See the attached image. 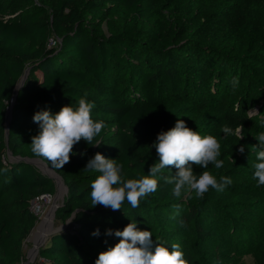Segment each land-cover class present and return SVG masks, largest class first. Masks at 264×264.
Masks as SVG:
<instances>
[{
    "label": "trees",
    "instance_id": "1",
    "mask_svg": "<svg viewBox=\"0 0 264 264\" xmlns=\"http://www.w3.org/2000/svg\"><path fill=\"white\" fill-rule=\"evenodd\" d=\"M202 1L186 0L189 11L202 13ZM204 1H209L210 13L196 14L187 34L177 37L158 13L144 31L137 26L135 21L145 15L143 0H0V7L8 10L0 16V125L17 82L29 68L11 109L8 144L0 134V264L20 261L22 241L36 220L29 209L31 199L37 191L54 190L52 179L33 164L6 156L8 148L13 156L36 157L30 143L40 131L33 121L37 111L56 113L65 105L77 107L80 98L94 104L91 118L116 124L120 148L103 147L102 130L94 139L98 146L83 140L77 151L88 160L97 152L114 159L127 180L149 175V166L158 163L152 145L158 133L175 126L169 118L173 92L189 94L197 86L194 92L200 97L205 90L208 94L243 90L237 99L241 110L260 102L252 98L256 91L264 97V44L236 54L237 33L226 27L233 8L245 1L256 7L259 0ZM118 12L131 20L125 29L113 24ZM49 37L55 40L51 46ZM260 106L264 108L263 103ZM255 129L264 133V115ZM40 158L67 188L55 217L73 225L53 233L39 249V256L54 264H95L99 253L120 239L105 235L106 229L122 230L133 220L138 229L152 232L153 248L160 243L171 250L173 243L178 244L188 264H206L199 248L215 250L233 244L232 240H245L244 228L221 208L227 205L220 199L205 195L193 201L173 195L174 184L163 177L174 176L175 167L156 174L157 191L142 197L137 208L125 200L120 210L113 211L91 206L90 185L100 173L85 168L79 157H70L62 169ZM194 175L199 177L195 171ZM223 192L247 194L249 201L242 203L248 205L261 197L238 183L225 186ZM97 228L100 235L93 236ZM229 229L238 233L226 235ZM215 233L224 244H219Z\"/></svg>",
    "mask_w": 264,
    "mask_h": 264
},
{
    "label": "rangeland",
    "instance_id": "2",
    "mask_svg": "<svg viewBox=\"0 0 264 264\" xmlns=\"http://www.w3.org/2000/svg\"><path fill=\"white\" fill-rule=\"evenodd\" d=\"M167 2L168 0H143L142 5L145 15L144 17L140 16L139 19L135 21L137 26L144 31L145 28L143 26H149V24L153 22L155 13H158L166 22L167 28L170 29L171 34L173 33L174 36L179 37L187 34L192 23L195 22L196 14H203V16H205L209 14L212 9L211 5L208 4L209 1L204 0L200 6L202 13H200L199 9L197 12L191 13L186 4V0L171 1V6L170 2ZM255 4L256 7H253L250 2L247 3V1H245L243 6L233 8L231 10V15L227 18L226 27H231L232 30H235L237 33V44L235 45L236 54L243 53L244 51L246 52L254 45L264 44V0H259V2ZM6 12H8L7 8L3 6L0 7V16L6 15ZM112 21L117 29H125L129 26L131 20L127 15L118 12L112 17ZM104 29L106 30L105 24ZM188 75L191 76L192 73ZM201 77L203 78L204 75H201ZM222 86L224 87V85ZM197 90V86H195L194 91L196 93L198 92ZM194 91L191 89L189 94L187 91L173 92L174 95L170 96V99L174 100L173 105H171L169 109L170 121L175 125L178 119L183 120L187 127L197 131L201 136H214L221 146L218 159L223 161V167L216 169L215 166L210 163L207 169H203L198 165L192 164L193 171H195L198 176L202 174L203 171H209L212 175L216 176L218 182L221 176L227 177V175H229L232 183L243 184L244 186L253 188L261 194V197H258L253 205H248L242 203L249 201L247 194H229L210 188L204 196L208 195L212 196L214 199H220L221 202L227 205L221 206V208L223 207L228 215L231 213V219L235 221L238 226L244 228L245 231L243 236L245 240H232L234 242L233 244L227 246L221 245L215 250L210 249L209 246L208 248H199L198 253L206 264H212L213 260H216L218 264H264V185L258 186L257 180L254 179V166L260 162L257 159V152L261 150L259 141L256 138L261 132L260 130H256L255 127H257L258 119L264 115V108L262 109L260 106V104H264V97H262L261 92L256 91L254 95H252V98L260 102L255 105H244L241 110L237 103V99L243 90L229 89L226 92L224 91L217 94H208L209 92L205 90L200 97ZM194 94L196 95L194 96ZM209 95L212 96L209 97ZM104 125L105 127L103 128V133L99 140L102 142L103 147L118 151L120 146L116 124L113 123L112 120L107 119L104 121ZM224 126L232 128L233 134L225 135L222 132ZM240 128H242L240 135H243L241 139L240 135L235 134L236 130ZM8 130L9 126L4 120L3 124L0 125V134L3 135L6 144H8ZM82 141L83 139L73 146V153L70 154V157H79L82 164L86 165L88 159L84 156H80L77 151ZM241 145L244 146L243 153L238 150ZM6 156L10 159H12L13 156L8 148L6 150ZM233 160L235 163H233ZM42 161L45 162L44 160ZM34 166L41 171L39 166ZM47 166L50 167L49 165ZM84 171L86 173L88 172V170L85 169ZM51 179L54 184L53 192L51 194H45L41 191H37L35 196L31 199L29 209L36 220L30 227L27 237L22 241L20 249L21 258L17 264H54L53 261L43 259L39 256V249L42 246L38 248L36 256L28 259L29 254L35 248L37 242L35 233L42 219L52 208L64 200L67 193L61 186L62 178L58 180L59 185L55 179ZM63 185L65 186L64 182ZM181 198H191L193 201H198L200 199L195 195L194 191L190 190H185ZM36 203L40 206V211L38 212L32 210V206ZM245 206L248 208H244ZM72 226L70 220L63 222L56 218L54 214L53 229L62 227V230H68L71 229ZM53 229L44 240L43 245L47 244ZM235 233H238V231L229 229L226 235L234 237ZM215 237L218 238L219 244H224L221 235L215 233ZM214 252L216 253L214 254Z\"/></svg>",
    "mask_w": 264,
    "mask_h": 264
},
{
    "label": "clouds",
    "instance_id": "3",
    "mask_svg": "<svg viewBox=\"0 0 264 264\" xmlns=\"http://www.w3.org/2000/svg\"><path fill=\"white\" fill-rule=\"evenodd\" d=\"M237 82L234 79L233 86ZM93 108L94 104L80 98L77 107L65 105L56 113L48 109L37 111L33 121L39 124L40 131L32 137L31 152L36 157L50 161L53 167L62 169L70 162L73 146L81 139L89 145L98 146L99 143H94V139L105 125L91 118ZM222 132L232 135L233 129L224 126ZM241 132L242 128L237 129L235 134L240 135ZM242 137L240 135V139ZM256 138L261 150L257 152L260 162L254 166V179L259 186L264 185V133L258 134ZM152 147L159 157L158 163L149 166V175L138 179L124 180L121 176L122 165L99 152L90 158L85 168L100 173L90 185L91 206L102 205L116 211L122 208L126 200L135 209L142 197L157 191L156 174L169 167H175L176 174L163 178L166 183L174 184L173 195L177 198L181 197L182 189L194 191L198 198H202L210 188L223 191L225 186L232 183L226 176H221L218 182L209 171H203L199 177L194 175L192 164L203 169H207L210 163L216 169L223 167V161L218 159L221 146L214 136H201L187 127L183 120L178 119L174 127L158 133ZM238 150L243 153L244 146L241 145ZM92 235L99 236V229H95ZM105 235L120 239L114 246L101 251L95 264H188L178 244L173 243L171 250L160 243L153 248L152 232L138 229L135 220L122 230L106 229Z\"/></svg>",
    "mask_w": 264,
    "mask_h": 264
},
{
    "label": "water",
    "instance_id": "4",
    "mask_svg": "<svg viewBox=\"0 0 264 264\" xmlns=\"http://www.w3.org/2000/svg\"><path fill=\"white\" fill-rule=\"evenodd\" d=\"M29 71V68L27 67L25 70H24V73L22 74L21 78L19 79V81L17 82L15 88H14V93L12 95V98L10 100V104H9V107L7 109V112H6V115H5V123L9 126V121H10V118H11V109H12V106L15 102V98H16V94H17V91L19 89V87L23 84V82L25 81L26 77H27V73ZM8 153L10 154V152L8 151ZM12 158H15V159H21L29 164H33V165H37L39 166L41 172L43 174H45L46 176H48L49 178H53L55 179L54 176H57V178H60L61 179V176L59 174H57L52 168L48 167L46 165L45 162H43L40 158L38 157H19V156H12ZM40 164L44 165L45 166V169L41 168L40 167ZM56 180V179H55ZM58 184V183H57ZM59 185V184H58ZM61 186L62 188H64L65 191H67V188L66 186L63 185V182L61 180ZM60 204V203H59ZM59 204L56 205L55 209H54V212L52 214V216H54L55 214V211L57 209V207L59 206ZM62 230V227H56L53 231H52V234L53 233H56V232H59ZM44 240L45 239H41V240H38L37 241V244L36 246L38 248H40L41 246H43V243H44Z\"/></svg>",
    "mask_w": 264,
    "mask_h": 264
},
{
    "label": "bare ground",
    "instance_id": "5",
    "mask_svg": "<svg viewBox=\"0 0 264 264\" xmlns=\"http://www.w3.org/2000/svg\"><path fill=\"white\" fill-rule=\"evenodd\" d=\"M40 166H41V168H43V167L45 168V166L42 164H40ZM54 177H55L57 183L59 182L58 180H61L60 178H57V176H54ZM55 207L52 208L51 211L42 219L40 225L38 226L36 233H35L36 237H37V241L41 240V239H46V237L48 236L50 231L53 229V216H52V214L54 212ZM38 211H40V208ZM36 244H37V242H36ZM37 253H38V247L35 245V248L31 251V253L28 256V259H31V257L36 256Z\"/></svg>",
    "mask_w": 264,
    "mask_h": 264
},
{
    "label": "built area",
    "instance_id": "6",
    "mask_svg": "<svg viewBox=\"0 0 264 264\" xmlns=\"http://www.w3.org/2000/svg\"><path fill=\"white\" fill-rule=\"evenodd\" d=\"M54 41H55L54 38H52V37L49 38V39H48V43H47V45H48V46L53 45V44H54ZM32 207H33L32 210H33L34 212H38V210H39V208H40L39 204H37V203L34 204Z\"/></svg>",
    "mask_w": 264,
    "mask_h": 264
}]
</instances>
